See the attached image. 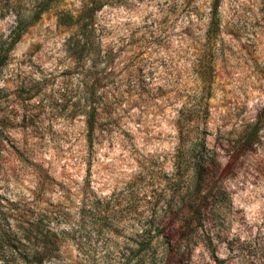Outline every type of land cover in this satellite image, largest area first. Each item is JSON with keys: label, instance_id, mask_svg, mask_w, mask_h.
I'll use <instances>...</instances> for the list:
<instances>
[{"label": "rangeland", "instance_id": "obj_1", "mask_svg": "<svg viewBox=\"0 0 264 264\" xmlns=\"http://www.w3.org/2000/svg\"><path fill=\"white\" fill-rule=\"evenodd\" d=\"M212 3L58 0L32 19L37 0H0V42L18 39L0 67V193L65 204L88 179L116 203L124 261L132 214L176 212L178 150L198 144L217 161L212 243L180 264H264V0H218L207 41Z\"/></svg>", "mask_w": 264, "mask_h": 264}, {"label": "trees", "instance_id": "obj_2", "mask_svg": "<svg viewBox=\"0 0 264 264\" xmlns=\"http://www.w3.org/2000/svg\"><path fill=\"white\" fill-rule=\"evenodd\" d=\"M57 1L37 0L31 18L37 19L45 8ZM59 20L71 23L73 16L61 11ZM217 24L218 0H213L207 41L214 38ZM17 41V37L10 38L5 47L4 42H0V67L6 60L7 50ZM94 123L93 116L86 119L89 135ZM177 124L181 130L189 129V125ZM251 131L245 136V144L253 142ZM197 146L179 147L178 150L176 180L180 185L173 203L176 212L161 217L150 213L144 218L132 214L130 219L136 229L130 245L125 248L126 260H120V253H125L113 246L112 234L122 220L116 215V203L110 197L98 195L85 179L65 204L46 198L10 199L0 193V264H83L88 247L91 249L89 264H180L198 242L207 246L212 243L213 231L208 226L207 211L212 207L215 189L219 190V187L215 188L217 161L205 147ZM75 201H78L76 205ZM100 236L104 238V253L96 262L93 257L96 246L86 247V244L94 243L90 237ZM153 247L166 248L170 254L164 259L160 253L147 259L146 253ZM70 248L75 251L74 256L70 254Z\"/></svg>", "mask_w": 264, "mask_h": 264}]
</instances>
